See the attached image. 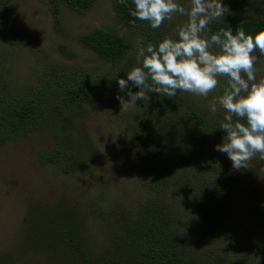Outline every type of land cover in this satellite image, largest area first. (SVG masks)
I'll list each match as a JSON object with an SVG mask.
<instances>
[{"label": "rangeland", "instance_id": "rangeland-1", "mask_svg": "<svg viewBox=\"0 0 264 264\" xmlns=\"http://www.w3.org/2000/svg\"><path fill=\"white\" fill-rule=\"evenodd\" d=\"M177 2L186 9L190 5V0ZM221 2L230 12L224 21L248 15L264 19V0ZM2 10L4 25L20 37L17 45L0 47V59L4 58L0 62L3 81L10 86L30 84L47 65H60L72 67L79 74L93 79L98 78L97 85L101 90L94 103L74 107L68 128L38 132L0 147V264H68L67 257L71 255L63 248L57 235L51 232L41 234L40 225H32L39 220L52 224L53 211L64 208L80 217L76 233L91 255L97 257L108 249L111 252L107 237L114 233L116 227L107 225V222L115 214L113 210L133 217L139 202L153 196L143 186V160L139 154L141 141L127 132L128 127L138 118H148L163 130V138L174 145L179 132L187 124L170 109L168 116L155 114L157 109L161 112V107L159 95L150 92L151 78L148 86L142 89L143 99L130 101L126 108L115 99L117 95L125 100L129 98L127 90L121 92L114 78H123L128 73L127 67L141 66L137 50L142 47L143 32L119 30L129 42V48L115 63L97 58L77 42L81 35L95 28L115 26L110 0H95L92 7L83 12L62 9L60 31L54 27L46 0H8ZM186 20L187 17L178 13L173 14L171 20H165L158 28L160 41L165 37L178 40V31ZM203 35L209 38L206 30ZM60 46L65 47L68 57L59 53ZM211 50L220 51L218 46ZM257 58L254 67L256 82L259 83L264 80V60L259 55ZM102 77L107 80L100 82ZM218 81L217 87L206 97L182 94L186 107L196 110L210 125L220 122L226 115L218 101L224 95L222 92L230 89ZM131 91L134 93L141 89ZM214 103L218 111L212 115L210 106ZM203 140L201 138L193 147L190 164L176 158L168 163L171 181L161 196L171 218L180 226L181 233L201 222L200 213L207 207H204L200 191L212 188V182L206 178H214L217 185L224 180L231 183L225 173L228 176L234 173L238 176L234 178V184L242 189V193L246 180H250L257 189L252 200L243 194L230 196L226 205L221 206L220 215L205 230L206 234L198 238L192 255L198 264H219L218 258L223 264H264V154L256 153L248 166L239 170L232 168L226 154L219 155L217 164L227 167L222 178H218L211 171H203L205 155L198 151V146L205 143ZM205 140L209 145L214 142L209 138ZM57 143L70 150L72 148L78 155L77 161L68 166L71 170L67 175L60 167L41 162L40 156L44 151ZM66 168L67 165L63 167L64 170ZM183 172L195 180H192L189 191L173 192L174 184L178 186ZM109 208L112 214L105 213L106 218L95 216L98 212L103 216ZM250 208L254 211L250 212ZM43 217L46 220L42 221ZM115 247L121 251L124 246Z\"/></svg>", "mask_w": 264, "mask_h": 264}, {"label": "trees", "instance_id": "trees-1", "mask_svg": "<svg viewBox=\"0 0 264 264\" xmlns=\"http://www.w3.org/2000/svg\"><path fill=\"white\" fill-rule=\"evenodd\" d=\"M7 1L0 0V47L15 46L20 40L17 32L8 30L3 23L2 7ZM46 1L54 27L60 31L62 9L83 12L91 8L95 0ZM110 4L115 18V26L98 27L81 35L77 42L82 48L89 50L99 59L115 63L122 59L129 48V42L119 33L121 29L143 32L142 47H146L149 43L158 46L161 42L158 29H149L148 21H141L131 15L134 10L132 0H110ZM222 29H231L233 35L243 30L246 35L255 36L258 32L264 31V19L248 15L232 21L217 20L209 24L206 31L210 38L211 35ZM58 51L64 57H68L64 46H60ZM253 55L262 56V60H264V55L258 49ZM3 60L2 57L0 62ZM131 70L130 67H127L128 72ZM38 74L30 84L16 86H10L0 78V147L38 132H54L61 127L68 128L69 121L73 117L74 107L78 104L94 103L101 90L97 85L98 78L93 79L90 76L79 74L72 67L66 68L60 65L49 67L47 65L45 70L43 69ZM127 74L124 75V79ZM217 78L225 88L231 90L228 77L218 76ZM103 79L107 80L102 77L100 82H104ZM129 88L130 90L136 89L135 85L131 83H129ZM226 92L223 91L222 94ZM182 94L183 91H177L173 97L159 95L161 112L157 109L155 113L158 116L165 114L168 116L170 109L187 124V127L179 132L176 144L172 145L170 140L163 138V130L157 127L155 121H150L148 118L137 117L138 119L127 129L130 135H135L136 139L141 141L142 148L139 154L143 160V186L151 191L150 194L152 193L153 196L139 202L133 217L127 213L113 210L115 214L107 222V225L116 227L114 233L107 237L111 252L108 249V252L97 257L91 255L76 233L80 217L65 208L57 212L53 211L54 214L51 213L53 222L50 225L46 224L47 221L41 222L39 219L41 223L32 222V225H40L39 232L41 234L45 235L51 232L57 235L63 248L67 249L71 255V257H67L68 264H198L192 255L193 247L198 238L206 234L205 230L209 229L208 226L214 218L220 215L221 206L226 205L230 196L235 197L240 194L252 200L257 191L254 184L250 180H246V186L242 193V189L234 184V178H238V176L234 173L232 176H228V173H225L231 183L224 180L217 185L214 178H206L212 182V188L200 191L204 207H207L200 213L201 222H198L186 233H181L180 226L175 223L174 218H171V213L164 203L161 193L171 181L168 163L173 158L184 164H190V158L194 155L193 147L201 138H204L203 141L206 144L198 146V151L205 155L202 160L203 171H211L218 178H222L227 167L217 164V157L224 153H220L214 148L215 145L226 142L223 140L225 133L221 127L224 116L220 122L210 125L211 123H207V120L196 110L186 107ZM233 119L238 118L233 117ZM240 122L246 124V120L242 119ZM205 138L214 142L209 145ZM40 157L43 164L60 167L62 173L66 175L68 170H71L68 166L78 159V155L72 148L70 150L69 147L59 143L52 147L49 146ZM66 165L67 168L64 170L63 167ZM180 180L178 186L174 184L173 192L189 191L193 183L192 180L195 178L183 172ZM204 182L205 180H203ZM110 209H107L103 216L100 212L95 216L106 218L105 213L112 214ZM253 211L250 208V212ZM41 219L42 221L46 220L45 217ZM120 244L124 246L121 251L120 248L115 247ZM218 263L223 264L221 258H218Z\"/></svg>", "mask_w": 264, "mask_h": 264}, {"label": "clouds", "instance_id": "clouds-1", "mask_svg": "<svg viewBox=\"0 0 264 264\" xmlns=\"http://www.w3.org/2000/svg\"><path fill=\"white\" fill-rule=\"evenodd\" d=\"M132 3L131 15L148 21L153 29L171 20L173 14L187 20L178 31V40L165 37L158 46L149 43L138 47L137 60L141 66L132 68L126 79L114 78L119 90H127L129 97L127 100L120 95L115 97L121 107L144 98L142 89L148 86L149 77L150 92L158 95L173 97L177 91H183L206 97L217 87V77L226 76L231 90L218 101L227 113L221 122L226 142L214 148L227 155L235 170L246 168L256 153L264 154V80L256 82L254 65L258 58L253 55L257 49L264 55V31L252 36L243 30L233 35L231 29H222L210 38L204 36L209 24L230 14L221 0H190L187 9L177 0H132ZM213 46L220 51L213 52ZM129 83L141 91L133 93ZM217 111V105L212 104L210 113L215 115ZM242 119L246 124L240 122Z\"/></svg>", "mask_w": 264, "mask_h": 264}]
</instances>
